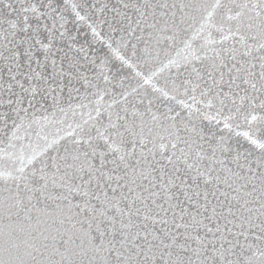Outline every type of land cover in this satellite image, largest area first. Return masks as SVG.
<instances>
[{
    "label": "snow or ice",
    "instance_id": "obj_1",
    "mask_svg": "<svg viewBox=\"0 0 264 264\" xmlns=\"http://www.w3.org/2000/svg\"><path fill=\"white\" fill-rule=\"evenodd\" d=\"M0 264H264V0H0Z\"/></svg>",
    "mask_w": 264,
    "mask_h": 264
}]
</instances>
